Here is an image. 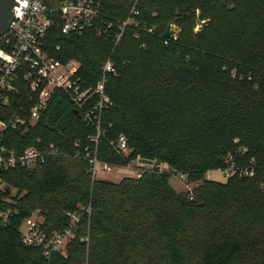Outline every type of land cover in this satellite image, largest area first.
I'll list each match as a JSON object with an SVG mask.
<instances>
[{"label":"trees","instance_id":"trees-1","mask_svg":"<svg viewBox=\"0 0 264 264\" xmlns=\"http://www.w3.org/2000/svg\"><path fill=\"white\" fill-rule=\"evenodd\" d=\"M94 1L113 35L133 7L138 25L126 26L115 45L92 31L64 35L57 20L51 53L78 61L87 84L111 57L117 74L105 76L111 105L101 114L98 158L152 167L93 179L90 163L75 155L84 156L95 130L56 90L35 129L8 132L16 150L41 136L69 155L2 172L9 188L0 207L13 216L0 220V264H264V0ZM171 23L176 40L163 37ZM120 134L127 157L112 146ZM230 165L225 182L208 177ZM171 175L195 186L177 191ZM35 212L48 234L76 219L65 255L46 257L23 242L21 226Z\"/></svg>","mask_w":264,"mask_h":264},{"label":"built area","instance_id":"built-area-1","mask_svg":"<svg viewBox=\"0 0 264 264\" xmlns=\"http://www.w3.org/2000/svg\"><path fill=\"white\" fill-rule=\"evenodd\" d=\"M18 0L14 17L6 31L0 36V192L9 188L3 181L2 172L13 168L33 170L43 164L49 156H68L53 141L36 137L34 142L21 150L8 145L13 138L8 132H19L25 135L35 129L43 111L56 90L64 92L71 100L80 115L83 124L95 130L88 135L90 142L84 148V156L77 153L75 157L83 158L90 163L93 179L111 172L114 168L123 169L132 163L143 166L136 161L114 167L98 158V138L102 133L101 114L111 105L106 93L105 76L116 75V67L111 57L102 64V77L94 84H87L78 73L80 63L74 59L66 61L54 57L49 46V37L57 20L60 21L62 34L83 36L92 31L97 37L114 38L115 45L120 40L126 26L138 22L133 19L138 11L131 9L130 16L117 26L112 34L113 22H106L100 6L94 0ZM151 33L153 28H148ZM59 46H56V50ZM79 146V141H76ZM115 152L121 157L130 153L127 140L120 134L112 144ZM91 148V150H90ZM163 169V164H156ZM152 167V165L150 166ZM145 168H136V176H140ZM241 174L250 176L251 168L237 169ZM229 175L234 166H226L219 170ZM13 216L11 209L0 207V220L7 225ZM76 219H72L70 227L63 231L46 233L41 228V221L30 217L20 229L23 242L29 246L41 247L46 257L53 252L65 255L66 245L73 236L72 228Z\"/></svg>","mask_w":264,"mask_h":264},{"label":"rangeland","instance_id":"rangeland-1","mask_svg":"<svg viewBox=\"0 0 264 264\" xmlns=\"http://www.w3.org/2000/svg\"><path fill=\"white\" fill-rule=\"evenodd\" d=\"M199 24L196 26V29L199 28ZM140 164V163H139ZM141 165H137L136 163H132L131 166H127L123 169H116L114 168L111 172L102 175V178L105 179H110V180H114V181H118L123 177H133L136 176L137 174V170H135L136 168H148L151 165H143L142 167H140ZM208 177L214 181H218V182H225L226 181V176L221 173L219 170H215L212 172L208 173ZM170 184L172 185V187L177 190V191H187L189 189H192L195 184H190L187 185L185 183V180L183 178H181L180 176L177 175H171L170 176ZM34 219L40 220L42 222V217L38 215V212H35L32 216Z\"/></svg>","mask_w":264,"mask_h":264},{"label":"water","instance_id":"water-1","mask_svg":"<svg viewBox=\"0 0 264 264\" xmlns=\"http://www.w3.org/2000/svg\"><path fill=\"white\" fill-rule=\"evenodd\" d=\"M17 3L18 0H0V36L6 31L14 17ZM163 37L176 40L178 38V28L172 23L169 24L163 33Z\"/></svg>","mask_w":264,"mask_h":264}]
</instances>
